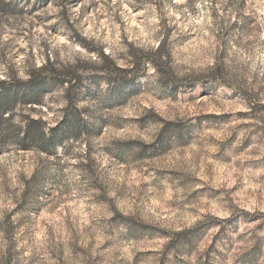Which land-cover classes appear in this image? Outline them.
I'll return each instance as SVG.
<instances>
[{
  "label": "rangeland",
  "instance_id": "obj_1",
  "mask_svg": "<svg viewBox=\"0 0 264 264\" xmlns=\"http://www.w3.org/2000/svg\"><path fill=\"white\" fill-rule=\"evenodd\" d=\"M119 4L0 0V17L30 21L24 31L45 37L41 63L57 72L54 80L35 73L40 95L49 81L60 85L40 105L19 102L2 125L22 137L27 119L39 120L45 141L55 137L52 147L23 150L18 135L0 130V228L16 238L4 264H264V50L245 44L264 10L243 16L247 0H177L173 11L188 7L184 24L167 27L156 52L145 53L124 36ZM106 13L121 24L131 67L123 53L113 56L82 34L100 28L111 36ZM136 31L133 20L128 35ZM62 37L99 55L56 69L48 39L63 47ZM209 40L214 65L179 76L187 66L177 61ZM240 55L247 63H231ZM153 64L161 75L140 91L137 81ZM67 73L76 80L62 84ZM101 80L114 87L101 91ZM62 125L77 131L54 135Z\"/></svg>",
  "mask_w": 264,
  "mask_h": 264
},
{
  "label": "clouds",
  "instance_id": "obj_2",
  "mask_svg": "<svg viewBox=\"0 0 264 264\" xmlns=\"http://www.w3.org/2000/svg\"><path fill=\"white\" fill-rule=\"evenodd\" d=\"M243 2V0H241ZM177 0H120V4L114 8V11H120L125 9L126 12H121L123 34L127 37L135 46L137 50H143V52H153L160 47V44L165 41V29L167 27H179L184 24V20L181 17L185 16L188 12V7H182L173 11L176 8ZM129 4L142 6V10L136 12L134 15L132 10L128 7ZM195 7H200L199 4H195ZM253 7H258L264 10V2H260L258 5H253L252 0H247V10L244 11L243 16H255V13L251 11ZM79 11V9H75ZM108 20L105 21V26L110 25L112 35L109 36L104 32V29L98 28L95 33H89L88 31L82 30V34L93 42L98 47H103L105 52L116 56L118 53H123L125 59L121 61L123 64L131 67L129 63L133 57L129 54V46L121 40V24H118L115 19L112 18V14H107ZM126 16V19L124 18ZM243 19V17H242ZM135 20V29L137 30L134 35L129 36L131 30L132 21ZM30 21H18L11 16L0 17V68L4 71L0 72V79L3 78H17L23 80H31L33 74H47L51 69L43 67V54L44 50L40 48L41 40L45 37L42 36L38 31L35 33L25 32L24 29L29 27ZM257 31L254 36L248 37L245 44L252 49H255L257 45L261 50H264V12L257 18V23L254 26ZM210 31L212 29H209ZM179 32H173L170 41H174ZM63 47L58 45L54 39H48V45L50 46V54L54 57L55 61L53 67L56 69H64L70 66L76 65L78 62L83 64L86 61L93 60L99 53H84L83 49L75 42L71 41L70 38L62 37ZM209 47L202 49L201 53L196 56L185 57L183 60H178L177 63L186 65L182 71L177 74L179 76H185L188 74H194V70H201L204 68H211L215 63V45L209 40ZM24 51L21 53L20 49ZM39 49L41 55L40 59L37 60L35 57L29 55V51ZM178 51H186L178 50ZM173 57L177 53H172ZM248 59H252L249 56ZM161 63H166L168 57L164 54H160ZM262 63H264V57H261ZM231 63L236 65H242L247 63L242 55L234 57ZM91 70V69H89ZM81 74H84V69H78ZM237 71H242V68L238 67ZM161 75L159 67L155 64L150 69V75L146 74L142 76L137 84L139 90L143 91L148 80L158 79ZM49 87L42 93L38 99H44L47 101L52 98V95L56 92V89L60 87L55 81H49ZM93 87H96L93 85ZM114 87V83L108 80H101L99 82V89L101 91H107L109 88ZM67 89L62 90V94ZM68 103L67 99L64 100L62 106H66ZM82 105L77 104V107ZM14 206V205H13ZM2 219V217H0ZM15 235L9 238L6 230L0 228V264H4V258L8 254L10 247L14 248ZM27 243V241H26ZM16 264V261H14ZM27 264V261H25Z\"/></svg>",
  "mask_w": 264,
  "mask_h": 264
},
{
  "label": "trees",
  "instance_id": "obj_3",
  "mask_svg": "<svg viewBox=\"0 0 264 264\" xmlns=\"http://www.w3.org/2000/svg\"><path fill=\"white\" fill-rule=\"evenodd\" d=\"M103 57L106 59V61L109 60V57L104 55ZM113 66L115 67L114 64ZM44 67L51 69L49 65H46ZM120 70L121 69H118V71ZM56 72L57 71L51 69V71L48 72L47 74H44V76L54 80L56 76L55 74ZM59 76L62 78V80L60 81L62 84L63 83L70 84L74 80H76L74 73H67L64 76L63 75H59ZM36 80L38 79H36L35 74H33L32 79L27 81H17L14 83L13 82L10 83L8 81L7 82L0 81V130L2 131L3 134L6 133L7 136L18 135V144L19 147L23 150L29 149V147L32 144H37V145L42 144L41 148H48L49 146L52 145L55 138L54 137L52 139H49L48 141H45L41 122L39 120L31 119V118L27 119L26 125L24 127L25 129L22 132V137H21V129H19L18 127L17 128L7 127L6 132L5 130H2L3 122H6V120L10 121V117L13 114V110L19 102H22L25 106H30V107L35 105H40V100L38 98L40 95L42 82L41 81L36 82ZM61 128L63 130L64 129L68 130L71 133L77 131L76 129H73L70 125L69 126L62 125L59 126L58 128L52 129L51 131L55 135V132H57Z\"/></svg>",
  "mask_w": 264,
  "mask_h": 264
}]
</instances>
